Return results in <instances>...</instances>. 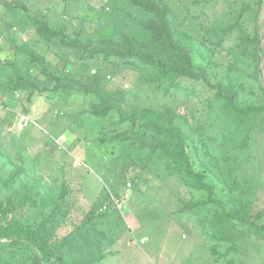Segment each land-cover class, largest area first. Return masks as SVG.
<instances>
[{
	"label": "rangeland",
	"instance_id": "obj_1",
	"mask_svg": "<svg viewBox=\"0 0 264 264\" xmlns=\"http://www.w3.org/2000/svg\"><path fill=\"white\" fill-rule=\"evenodd\" d=\"M0 199L65 264H264V0H0Z\"/></svg>",
	"mask_w": 264,
	"mask_h": 264
},
{
	"label": "trees",
	"instance_id": "obj_2",
	"mask_svg": "<svg viewBox=\"0 0 264 264\" xmlns=\"http://www.w3.org/2000/svg\"><path fill=\"white\" fill-rule=\"evenodd\" d=\"M158 35L161 37L160 34ZM165 44L172 51L174 58L182 54L180 47L172 38H167ZM143 59L150 63L162 78L168 79L172 77L173 73L185 74L193 77L196 76L192 71V62L188 56L185 65H180L177 60H171V58H165L161 55H146L143 56ZM236 110L246 114L251 108H236ZM156 129L165 134L170 140L178 142L175 146V153L178 159L183 160V165L185 167L183 170L184 175L194 179L195 184L199 188L208 192V200L202 201L201 203L213 202L224 208L223 203L214 198L213 187L205 181L206 172L204 170L197 171L194 169L186 145L182 142L181 134L177 130L170 128L157 127ZM4 240L26 247L37 255V258L42 264H65L59 253L58 247L49 237L32 225L19 219L14 214L12 206L0 199V242Z\"/></svg>",
	"mask_w": 264,
	"mask_h": 264
}]
</instances>
